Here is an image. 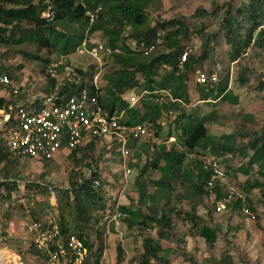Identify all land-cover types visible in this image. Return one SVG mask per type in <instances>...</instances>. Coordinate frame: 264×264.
Segmentation results:
<instances>
[{"label": "trees", "instance_id": "trees-1", "mask_svg": "<svg viewBox=\"0 0 264 264\" xmlns=\"http://www.w3.org/2000/svg\"><path fill=\"white\" fill-rule=\"evenodd\" d=\"M161 2L162 0H0V50L3 51L0 57L3 61L21 57L28 63H38L43 73L50 62V57L71 56L83 41H89L98 35L103 46L114 50L121 45L120 53L112 54L110 57L113 70L103 76L104 82L97 91L101 107L109 114L124 111V125L151 127L155 130L157 140L162 134L159 121L163 114L172 112L170 124L172 127L168 128L164 139L158 143L152 140L140 144L132 142L136 153L146 158V163L139 169V178L145 177L148 186L154 188L155 193L148 194L138 183V179L136 186L139 188V206L150 203L151 206L147 207L149 214H142L140 207L133 209L122 206L118 210L125 215L122 223L125 222L128 228L136 226L141 231L146 228L155 229L158 237L157 241L151 238L143 240L142 254L135 260L136 264L163 262L170 255L171 251H164L159 241L171 239L176 220L188 223L196 236L203 239L210 249L213 248L218 239V228L201 224L202 221L196 212L197 208L203 205L210 210L208 215L210 217L218 202L223 203L225 210L231 213L240 214L245 209L259 225V218L254 215L255 209L249 197L253 190L264 192V184L254 181L251 184L240 185L243 196L241 193L229 195L225 186L216 182L212 191L214 200L212 203L206 202L204 197L211 194L206 188L209 174L202 170L201 162L192 161L189 165L187 162V157L192 154L202 153L200 154L202 157L211 155L220 159V165L224 166L225 176L228 178L230 172L232 175H236V172H232L227 166L225 157L237 154L248 157L247 153L251 152L248 167L256 166L260 174L264 172V130L260 133L255 132L248 143L242 146L236 143L238 139L245 137L239 134V131L221 137L209 135L207 125L216 122L215 115L200 116L197 111H193L188 89L192 72L210 58L209 45L218 36H222L229 48L231 62L240 59L251 45L259 49L264 48V0H238L236 5H233L234 0H228L221 5L213 3L209 13L203 9L196 10L193 15L195 19L221 13L219 29L212 35L206 33L205 25L192 29L184 16L166 21L157 18L152 21V16L161 7ZM48 5L55 13L54 19L49 22L41 17ZM96 9H99L96 19L90 22L87 13H94ZM191 36L200 39L201 54L189 55L183 66H180L184 45ZM126 40H130L135 48L126 46L124 44ZM151 47L154 49L149 51ZM43 53L45 57L42 56ZM23 68L22 65L5 67L0 64V72L7 75L13 83L18 81L15 73ZM93 68L90 67V72L86 73L84 78L92 75ZM211 72L214 71L211 69L209 73ZM238 81L241 85L247 83L243 76H240ZM54 85L55 81H49L44 92H52ZM2 89L0 87V90ZM83 89L89 91L88 86L82 83L69 90L63 87L61 92L67 91L72 95ZM256 89L263 93L264 82L259 83ZM128 91H147L148 95L141 101L139 107L129 109L121 98ZM196 91L199 101H212L204 104L238 103V99L228 92L227 81L221 80L216 91L208 92L202 87H197ZM161 92H168L174 103L158 104L156 100ZM90 93H95L94 88ZM24 98L25 93L17 100L8 102L0 96V111L7 112L9 105H15ZM171 137L175 139L174 143L168 145V139ZM94 148L95 144L90 143L87 147L72 151L67 156L77 165L80 160H76V154L82 152V156H85L87 150L91 151ZM20 159L31 161L27 157L9 153L0 132V167L3 175L0 191L3 190V201L12 200L13 194L20 193L17 181L14 180L18 176L14 168L18 166ZM49 162L51 161L41 163H44L45 168ZM243 168L240 169V173L248 175L249 170ZM152 173L158 174L159 178L156 180L150 178ZM12 176L14 178L11 180ZM69 184V191L74 195L73 201L70 203L66 197L67 202L62 209H67L68 214L73 217V225L60 214L58 220L60 233L64 240L70 235H76L88 245L87 240L90 236L86 234L87 227L98 225L105 212L101 196L103 182L98 175H94L91 179L83 178L79 182L70 180ZM33 187L34 185H29L28 190ZM176 187L181 189L177 196L174 195ZM41 190L47 192L46 187H41ZM60 193L66 195L67 191ZM175 200L176 204H179V201L187 202L190 212L182 213L183 217H180L177 205L173 207ZM41 213H44L43 209L37 214L33 213L32 222L42 221L39 219ZM0 236L3 239L7 238L5 233H1ZM116 250V261L122 264V249L118 246ZM27 252L45 260L43 252L37 250L33 242ZM185 259L192 264H198L188 255ZM229 259L227 257L212 261L211 264H228Z\"/></svg>", "mask_w": 264, "mask_h": 264}, {"label": "rangeland", "instance_id": "rangeland-1", "mask_svg": "<svg viewBox=\"0 0 264 264\" xmlns=\"http://www.w3.org/2000/svg\"><path fill=\"white\" fill-rule=\"evenodd\" d=\"M228 0H162L161 7L152 16V21L157 18L161 20H170L184 16L190 22L192 29L205 25L206 33L212 35L219 29V19L221 13L215 16L209 15L202 19H195L193 15L196 10L203 9L208 13L212 10L213 3L219 5L226 3ZM238 0H234L236 5ZM92 43H102L98 35L91 38ZM195 54H201V41L195 39ZM229 48L225 44L222 36H218L215 41L209 45L210 58L205 60L204 64L195 69H205L216 71L220 81H227V90L238 99L236 105L228 102H218L216 104H203L198 101L196 85L191 74L188 83L189 94L192 99L193 111H197L200 116L215 115L216 122L207 125L209 135L213 137H221L239 131V134L245 135L236 142L240 146L248 143L251 136L257 132L264 130V92H259L256 88L259 83L264 82V48L259 49L255 45H251L242 54L236 62H231L228 55ZM3 51L0 50V53ZM45 57V53L42 54ZM56 56H52L55 59ZM71 63L76 67L86 68L93 65V72L89 79L97 77L98 87L103 84V76L110 73L113 69L110 58L101 61L100 64L94 65L93 58L89 56H79L73 54ZM0 64L5 67H14L22 65L23 70L17 71L15 76L17 82L22 84L25 82L26 87L31 90L39 91L44 83L39 79L43 77L40 74V66L38 63H28L21 57L10 58L3 61L0 57ZM90 72V71H89ZM193 73V72H192ZM243 76L247 79L245 85L239 83V77ZM41 80V79H40ZM2 94L0 93V96ZM192 113V112H191ZM168 127H163L159 142L166 137ZM153 133V131H152ZM142 142V141H141ZM139 142V143H141ZM133 148V144H131ZM134 149L132 157L134 163L130 164L131 173L128 177L122 175V167L117 165V161L112 159V152L106 150L104 145L99 144L93 150H87L85 156L82 152L76 154V160H80L76 165L73 159L65 154H61L49 165L44 168V163L27 161L20 159L14 172L17 178L12 176L17 182L20 193L13 194L12 200L3 201V190L0 191V235L5 233L6 239L0 236V252L5 253L10 260L8 264H44L43 258L35 256L27 252L30 244L33 242L34 236L27 231L29 225L33 221L32 214L38 213L43 209L44 213L39 219L53 217L59 220V215H63L73 225V217L62 209L67 202L72 203L74 195L69 191V181L79 182L83 178L91 179L94 175H98L103 182L101 196L105 206L103 218L98 225H94L96 230L108 234L106 264H121L116 261L117 247L120 246L123 252L122 264H136L137 257L142 254L143 240L151 238L158 240L157 231L155 229L146 228L144 231L138 227L128 228L126 223L122 221L117 224L104 228L105 220L108 219L109 213H112L117 206H129L133 209L140 207L142 214H149L148 205L139 206L138 187L136 181L141 184L142 188L150 195L155 193V189L148 186L145 177L139 178V169L146 163V158L142 154H137ZM200 154H192L187 157L188 165L192 161L201 162L212 157ZM250 157L251 152L247 153ZM248 157L240 155L226 156V164L236 175L227 176L225 179V190L233 194L243 196L240 185L254 181L264 184V172L260 174L256 166L248 167ZM132 165H136L132 167ZM119 167V168H118ZM248 169L249 174L243 175L240 169ZM224 168V166L222 167ZM2 170L0 167V183L2 182ZM150 178L156 180L159 175L152 173ZM10 180V181H11ZM29 185H34L28 190ZM39 187L40 189H36ZM41 187H46L47 192H43ZM97 187V185L95 186ZM60 191H67L66 195ZM180 187H176L175 196L180 193ZM255 209L254 215L259 218V225L252 216L245 213L243 209L240 214L231 213L223 210L220 214L212 213L211 217L206 206L197 208V216L201 219V224L208 226H217L218 239L213 248H209L203 239L196 236L195 231L191 230L188 223L182 220H176L175 227L171 232L169 241H159L164 251H171L170 255L163 262L151 261V264H192L185 256H190L198 264H211L212 261H219L229 257L228 264H264V192L256 189L253 190L249 197ZM177 205V210L182 213H189L190 208L185 201L176 200L173 207ZM62 209V210H61ZM69 216V217H68ZM181 219V218H180ZM33 223V222H32ZM83 228L82 224H80ZM92 227V226H90ZM87 227L86 234L90 236L91 231L94 234L95 228ZM106 229V231H105ZM9 239V240H8ZM226 260V259H224Z\"/></svg>", "mask_w": 264, "mask_h": 264}, {"label": "built area", "instance_id": "built-area-1", "mask_svg": "<svg viewBox=\"0 0 264 264\" xmlns=\"http://www.w3.org/2000/svg\"><path fill=\"white\" fill-rule=\"evenodd\" d=\"M88 13V20L93 22L96 13ZM54 16L51 8L42 13V18L52 20ZM195 39L186 43L180 60V66L186 62L189 55L196 50ZM129 48L134 49L133 44L127 43ZM151 47L149 51H152ZM102 47L88 50L84 42L78 50L79 55L89 54L99 61L98 51ZM119 53L118 48L113 51ZM111 49H105L104 55L113 53ZM147 54V53H145ZM85 71L80 73L70 63L62 58L56 59L45 69V75L49 80L55 81L52 92H26L25 82L13 83L7 75L0 72V90L6 101L12 102L25 93V98L15 105H9L7 112L0 111V132L5 142L6 149L14 156L27 157L31 161H52L61 154L68 155L72 151L87 147L90 143L95 146L102 144L109 151H113L117 159L122 162L123 176L130 174L128 162L132 155L129 143L138 140H153L155 130L145 125L128 127L123 124L124 111L107 113L100 105L98 99L97 77L92 80L84 78ZM193 78L197 86L206 91L215 90L218 76L215 73L208 74L206 70L195 69ZM47 79V80H48ZM88 86L77 94L61 92V88L68 90L81 84ZM9 87V89L7 88ZM94 88L95 93L91 94ZM148 95L147 91H129L121 98L126 102L129 109L140 106L141 101ZM167 101L174 102L168 92H161L156 102L164 104ZM170 120L172 113L164 114ZM165 122H160L164 126ZM153 131V133H152ZM210 172V179L206 188L210 192L209 197H204L206 202L214 200L213 190L215 183L223 185L225 174L219 161L212 158L203 166ZM232 193H230L231 195ZM225 209L223 203L218 202L213 210L214 214H220ZM248 214V211L245 210ZM121 214L117 211L109 222L116 221ZM34 236L33 244L37 250L43 252L45 264H106V237L101 240L94 239L88 246L76 236L70 235L63 239L58 222L49 217L40 222H33L27 229Z\"/></svg>", "mask_w": 264, "mask_h": 264}, {"label": "clouds", "instance_id": "clouds-1", "mask_svg": "<svg viewBox=\"0 0 264 264\" xmlns=\"http://www.w3.org/2000/svg\"><path fill=\"white\" fill-rule=\"evenodd\" d=\"M82 1V0H81ZM51 8V10L53 11V9H52V7L50 6V5H48L46 8H45V10H44V12L47 10V8ZM99 11V9H96L95 11ZM94 11V12H95ZM43 12V13H44ZM53 13H54V11H53ZM88 13H92V12H88ZM88 13H87V16H88ZM54 16H55V13H54ZM54 16H53V19H54ZM41 17H42V14H41ZM44 19V18H43ZM89 19V18H88ZM46 20V19H45ZM46 21H51V20H46ZM192 39H196V38H194V37H190V39L186 42V43H189L190 41H192ZM86 43V45H87V48H88V50H91L92 48H99V47H102V51H98V56H99V61L98 60H96L95 58H93L92 56H90L89 54H84V55H79L78 54V50H79V48L81 47V45L83 44V43ZM127 43H130V44H133L130 40H126L125 41V45L127 46ZM185 43V44H186ZM81 45L76 49V52L74 53L75 55H79V56H89V57H91V58H93V62H94V65H96V64H100V62L101 61H105V59L107 58V59H109L111 56H112V54H115V52H113V51H115V49H117L118 48V50H119V53H120V47H121V45H119V47H116L114 50L113 49H111L110 47H108V46H103V44L102 43H100L99 42V44L97 43V44H94V43H92V41H91V39L89 40V41H83L82 43H81ZM88 46H92L91 48H89ZM111 49V51L113 52L111 55H109V56H105L103 53H104V50L105 49ZM195 53V52H194ZM54 56H56L55 57V59H52L51 57H50V62L47 64V66L49 65V64H51L53 61H55L56 59H59V58H62L64 61H66L67 63H70L73 67H75L80 73H82L83 71H85L84 72V74H86V73H88L89 71H90V67L91 66H93V65H90V66H87L86 68H83V67H76V66H74L72 63H71V61L69 60V59H71V56H57V55H54ZM96 63V64H95ZM46 66V67H47ZM46 67H45V69H46ZM94 67V66H93ZM195 70V69H194ZM194 72V71H193ZM206 72L208 73V74H212V73H215V74H217V76H218V73L216 72V71H214V72H211V73H209V71H207L206 70ZM40 74L43 76V77H41L40 79H39V81L41 82V83H44V85H43V87H42V89H40L39 91H36V90H31L30 88H28V87H26L25 89H26V92L28 93V91L29 90H31L32 92H33V94H36L37 92H44V89L47 87L46 85H47V83L49 82V81H51V80H49L48 79V77L45 75V70H44V72L43 73H41L40 72ZM192 75H193V73H192ZM90 78V77H89ZM88 78V79H89ZM48 79V80H47ZM92 80V79H91ZM53 81V80H52ZM220 82V79H219V77H218V83ZM189 83V82H188ZM218 83H217V85H218ZM16 84H19L18 82L16 83ZM196 85V84H195ZM217 85H216V87H215V90H211V91H216L217 90ZM55 86V85H54ZM101 86V85H100ZM99 86V87H100ZM98 87V88H99ZM197 87H200V86H197L196 85V88ZM203 88V87H202ZM188 89H189V86H188ZM206 90V89H205ZM129 92V91H128ZM137 92V91H136ZM209 92V91H208ZM126 94V93H125ZM124 95V94H123ZM122 95V96H123ZM172 98V97H171ZM199 101V100H198ZM168 102H171V101H167L166 103H168ZM210 102H212L211 100H208V101H206V102H204V101H199V103H210ZM126 103V102H125ZM171 103H174V102H171ZM165 104V103H164ZM168 113H170V112H168ZM167 112L165 113V114H168ZM172 113V112H171ZM172 118H173V114H172V116H171V119L170 120H168V119H166L165 118V115L163 114V117L161 118V120L159 121V123H158V125L159 126H161L160 125V122H162V121H164L165 122V124H164V126H161V128L163 129V127H168V128H170V127H172V125H170L171 124V121H172ZM168 130V129H167ZM174 138H169L168 139V142H167V144L168 145H171V144H173L174 143ZM144 142V141H150V140H136V142L137 143H139V142ZM157 141V139L155 138V135H154V138H153V140H152V142H156ZM132 142H135V141H132ZM132 142H130L128 145H129V147L132 149V153H134V149L131 147V144H132ZM141 142V143H142ZM156 143H158V142H156ZM140 144V143H139ZM107 150V149H106ZM109 151H111V150H109ZM112 152V159H114L115 161H117V165L119 166V167H122V162H121V160H119V159H117V157H116V155H115V153L113 152V151H111ZM212 158H214V157H210V158H207V159H205L204 161H201V167H202V170L203 171H205L206 173H208L209 174V179H210V172L209 171H206V170H204L203 169V166L207 163V161H209L210 159H212ZM214 159H216V158H214ZM216 160H218L219 161V164H220V159H216ZM131 163H134V160H133V157H132V155H131V157H130V159H129V162H128V168H129V170H130V164ZM118 167V168H119ZM221 167H223V165H221ZM222 170H223V172H224V174H225V170H224V168H222ZM122 175H123V170H122ZM130 173H131V170H130ZM128 177V176H127ZM225 179H227L226 178V176H225ZM225 183V182H224ZM223 186H225L224 184H223ZM230 193H232V192H229V195H230ZM233 194V193H232ZM119 207L120 206H117L116 207V209L112 212V213H109V215L107 216V218L108 219H106L105 220V224H104V228H109L110 227V225H114V224H117L118 222H120V221H122V219H124V217H125V215L124 214H122L121 212H119ZM118 212V213H120L121 214V217H119L116 221H113V222H110V223H108L109 222V220H110V218H112V216L115 214V212ZM94 227V225H92V228ZM95 228V227H94ZM106 229H105V231H106ZM100 233V231H98V230H96V228L94 229V234H95V236L93 237V232L91 231V233H90V237H89V239L87 240V242H88V245H89V243H91L94 239H97V240H101L102 239V237L103 236H105L106 237V243H107V240H108V238H109V235L108 234H105V233H102L101 235L99 234ZM73 236H76V235H73ZM77 237V236H76ZM78 238V237H77ZM81 240V239H80ZM81 241H83V240H81ZM84 243V242H83ZM85 244V243H84ZM86 245V244H85ZM88 245H86V246H88ZM106 249H107V246H106ZM107 251V250H106Z\"/></svg>", "mask_w": 264, "mask_h": 264}, {"label": "bare ground", "instance_id": "bare-ground-1", "mask_svg": "<svg viewBox=\"0 0 264 264\" xmlns=\"http://www.w3.org/2000/svg\"><path fill=\"white\" fill-rule=\"evenodd\" d=\"M5 253L0 252V264H8L10 258Z\"/></svg>", "mask_w": 264, "mask_h": 264}]
</instances>
